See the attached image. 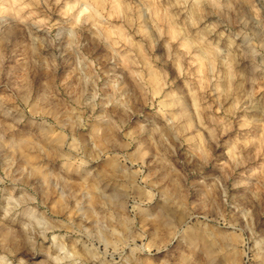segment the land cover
<instances>
[{
    "label": "clouds",
    "instance_id": "1",
    "mask_svg": "<svg viewBox=\"0 0 264 264\" xmlns=\"http://www.w3.org/2000/svg\"><path fill=\"white\" fill-rule=\"evenodd\" d=\"M264 264V0H0V264Z\"/></svg>",
    "mask_w": 264,
    "mask_h": 264
},
{
    "label": "rangeland",
    "instance_id": "2",
    "mask_svg": "<svg viewBox=\"0 0 264 264\" xmlns=\"http://www.w3.org/2000/svg\"><path fill=\"white\" fill-rule=\"evenodd\" d=\"M41 259H43V256L42 255H39V256L35 257L34 258V264H35V262H38Z\"/></svg>",
    "mask_w": 264,
    "mask_h": 264
}]
</instances>
